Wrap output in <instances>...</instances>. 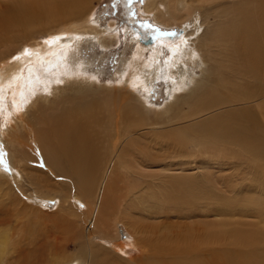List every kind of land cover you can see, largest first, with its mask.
Instances as JSON below:
<instances>
[{
  "label": "bare ground",
  "instance_id": "bare-ground-1",
  "mask_svg": "<svg viewBox=\"0 0 264 264\" xmlns=\"http://www.w3.org/2000/svg\"><path fill=\"white\" fill-rule=\"evenodd\" d=\"M91 1H24L18 10L0 19V47L12 41L13 32H34L40 27L55 29L64 25L68 29H63L61 34H54L56 39H50L47 45L46 42L41 45L36 41L38 38L32 36L30 50L23 55H30L31 49L37 52L46 50L44 48L52 43L64 47L68 40L73 41L78 37L75 34L88 38V35L92 38L103 37L104 31L89 20ZM193 2L147 0L144 4V14L154 15L167 27L181 23L184 29V35L180 38L171 39V35H161L153 41L150 39V43L157 44L151 48L149 66L144 71L148 76L141 74L130 80L131 85L135 84L133 88L141 87L147 92L146 98L152 92L151 79L172 82L176 89L170 87L174 91H170L168 101L155 111L148 110L151 109L149 105L138 97L133 98L131 92L127 91L132 88L130 84L121 88L119 94L109 93L107 99L91 94L92 91L99 93L103 89L94 85L98 81L79 76L86 73L87 67L77 64L80 58L71 56V52L63 51L53 61L43 65L36 63L33 68L30 60L40 55L34 51L31 52L32 57L18 60L6 71L1 64L0 160L4 154L16 182L21 186L24 174L31 180L44 176L45 172L59 175L66 184L69 181L70 186L80 192L81 196L77 198L89 206L87 232H96L92 231L95 227L101 231L105 220L108 219L109 223L113 218L120 217L147 248L142 258L125 261L121 256L127 254L132 245L121 242L119 235L111 234L118 239L109 247L94 249L81 245L80 253L64 262L60 256H55L48 262L40 260L24 264H264V256L257 257L258 247L254 245L264 237V129L255 125L261 120L264 110H257L255 119L252 113L246 114L243 109L235 110V107L247 103L243 88L235 80H224L226 76L222 73L226 63L225 52L227 57L235 56L245 71H249V65L255 60L263 64L264 0H236L231 6H223V11L214 9L212 20L219 27L216 33L213 31L214 34L210 32L212 28L200 27L205 23L204 15L201 24L197 17L191 20ZM219 20L228 22L221 24L223 21L220 23ZM206 33L212 34L209 40ZM101 42L104 45L112 43L105 38ZM192 42H197L196 48L192 45L191 50H195L188 54ZM163 45H168V48L164 49ZM138 47L141 55L150 48ZM204 49L208 51L207 56L203 53ZM162 57L165 61L160 64ZM4 58L0 59L4 61ZM188 58H198L197 61L203 62L200 66L201 75L195 77L193 73H186L185 76L184 72H179L182 82L176 83L178 78L173 77V74L178 73V65ZM128 64L130 62L122 64L125 67L122 69H127ZM25 68L28 78L36 77L37 83L24 79L20 73ZM124 73L119 74V82L124 80ZM15 79L30 84L27 88L10 90V81L14 87ZM67 92L75 97H65ZM11 96L18 101L14 108L10 107ZM150 113H154L162 122H151ZM178 126L180 129L175 130ZM142 131L150 133L141 138L129 139ZM186 161H198L201 168H213L221 174L212 173L206 178L204 176V179L166 174L156 179L144 170L148 167H163L169 171L173 167H182ZM253 171L257 172L253 184L241 187L236 183L237 176L243 174L249 178ZM124 173H129L136 183L130 181L131 187H125L127 193L119 196L118 191L114 200L113 193L121 182L118 175L124 178ZM222 189L232 194L240 205L257 209L262 227L249 231L244 226L252 225L247 223L206 221L211 217L249 216L248 212L222 202L218 196ZM158 190L165 193L158 194ZM46 193L40 191L32 197L40 204L49 198ZM68 193L69 190L66 191ZM252 193L258 197L248 195ZM67 198L71 199L69 196ZM183 218L192 221L198 219L197 224L203 227L191 226L192 221L184 224ZM156 219L159 222H149ZM175 219L184 222H173ZM8 233L7 230L0 231V264H11L6 262L12 242L6 235ZM156 236H160L158 244L154 241Z\"/></svg>",
  "mask_w": 264,
  "mask_h": 264
},
{
  "label": "rangeland",
  "instance_id": "rangeland-1",
  "mask_svg": "<svg viewBox=\"0 0 264 264\" xmlns=\"http://www.w3.org/2000/svg\"><path fill=\"white\" fill-rule=\"evenodd\" d=\"M24 1L29 0H0V19L3 18L6 14H10L11 12L18 10L24 4ZM146 1L147 0H143V2H141V0H92L89 20L95 25L97 24L98 27L104 31L105 35H103V37L101 36L99 38L98 36H96L92 38L91 35H88V38L84 35L75 34V36H78L76 37V39H73V41H75L73 42L72 40L66 39L68 41L63 45L64 47H60L59 45H56V43H52L44 48L46 50H42L41 52H37L36 49L35 51L34 49H31V51L29 52L30 55H23V53L26 52L27 54L28 50H30L32 36L38 38L36 41L40 42L41 45H43V43L45 42V44L47 45L52 39H56V35L54 34H61L63 33V29H68V27L64 25L61 27L57 26L54 27L55 29L52 28L53 30L49 29L50 27H43V29L42 27H40V29H36V31L34 32L32 30L25 32L23 30H19L18 32H13L14 36H12V41H8V44L2 45L1 47L3 49L0 47V58L5 57L3 59L5 62L0 59V66L1 64H3V70L6 71L7 68L10 67V65L17 63L18 60L23 61L24 58L32 57L33 54L31 52L34 51L36 53H39L40 55L38 58H35L33 56L34 60H30V64H32L33 68L36 63L39 65H43L42 63H48L50 62V60L53 61L58 54L60 55L63 51H67L66 53L71 52V56H79L80 63L76 61L77 64L87 67L86 73L79 76L92 78L93 80L98 81V83L94 85L99 89H103L99 91V93L92 91L90 92L91 94L106 99L110 97L109 93L119 94L118 91H120L121 88L127 87L130 84V80L132 79V77H140L141 74L146 75L144 71H146V68L149 66L148 62L150 61L152 55L151 48L157 44V42L150 43V39L152 37L155 39L156 37H162L161 35H163V37L171 35L170 38L172 39L175 37L180 38L182 35H184V29L182 26H180L181 23H174L175 25L167 27L156 20L154 15L148 16L144 14V4ZM192 2L193 16L191 20L197 17V19L199 18L201 24L203 22L202 19L205 17L208 21L205 19V23H202V26H200L199 24V26L202 28L205 26V28H212L210 32L213 33V31H215L214 33H216V29H218L219 27H216L214 20H212L214 19V15H212V12L217 8H219L218 12L223 11L225 7L231 6V4L233 5V3H236V0H192ZM222 21L223 20H219L220 23ZM227 22L223 21L221 24H226ZM65 31L67 32V30ZM22 32L23 34H21ZM29 32L32 33L29 34ZM34 33L38 34V36H35ZM211 33H206L207 40L210 39L209 37L212 35ZM9 34L11 35V33ZM104 38L105 40H111V45H104L101 42V40H103ZM22 40H24V43L22 42ZM14 41L16 42V44ZM9 42H11L10 45ZM166 42H169V40H167ZM193 42L189 50L187 49L188 54H191L195 50H191L192 45L197 44V42ZM139 45L143 48L150 47L148 49L150 52L145 49V51L141 55L138 47ZM4 46H6L5 49ZM17 46H20L21 48H18ZM163 46L164 49L168 48V45ZM66 47L68 48L66 49ZM16 48L19 50H17ZM223 48L225 49V47ZM1 50L3 52H1ZM7 50L9 51V53L7 52ZM76 51L78 53H76ZM203 53H205L207 56L208 51L204 49ZM188 54L186 56H189ZM168 55L169 53L167 54V56ZM140 56L141 58H137ZM82 59H84L85 63L84 61H82ZM224 59L226 60V63L222 68V73L226 76L224 77V80H235L236 82L240 83L241 87L243 88V93L245 94L244 100L247 101V103H243L242 106L235 107V110L243 109L245 110L244 113L246 114L252 113L251 115L255 119L254 115L255 113L257 114V110H264V61L263 64H258L257 61L259 60L253 61L249 65V71H245L244 68H241V66L238 64L235 56L231 55L227 57L225 52ZM197 60L198 58L186 59L183 63L184 65H188V67H184L183 63H180L178 65V73H176L175 75L173 74V77L178 78V81H176V83L182 82V79H179L182 72H184L183 75L185 76L186 73L187 75L193 73L195 77L201 75L200 66H202L203 62ZM134 61L137 62L136 65L133 64ZM162 61H165L163 57L160 60V64H162ZM196 61L197 63L195 65L194 63ZM125 62H130V64L127 65V69L123 70L125 68ZM25 67L27 68V65ZM26 68L21 70L22 72L20 74L24 76V79H28L30 83L31 81H35V83H37L36 77L28 78ZM140 69L144 70L141 72ZM34 71L35 70L33 69L32 72ZM123 72H125L124 80L127 82L123 80L121 81V83L119 82V74ZM18 74H16L15 76L17 77ZM147 76L148 75H146V77ZM170 77L172 79V76ZM20 78L22 79V77ZM20 78L18 80H20ZM28 81H22L20 84V88V82H18L16 79L14 87L13 83L10 81V90H12L11 88H27L30 84L28 83ZM150 84L152 85V92L147 98V92L141 87L133 88V85L135 84H130L129 86L132 88H128L127 91L129 90L131 92L133 98L138 97L147 105H149V108L151 109L148 110L155 111L164 106V104L169 99L170 91H174V89L176 88L174 87V85H172L171 81H165L159 78L151 79ZM36 85L38 87V84ZM170 87H174V89H170ZM72 95L73 94H69V92H67L64 96L67 98L70 97L69 99H71L75 97ZM10 102L12 104V106L10 107L14 108L18 101L13 99V96H11ZM149 118H151V122L153 123H155V121H159V123L162 122V120L156 118V115H154V113H150ZM255 125L259 129H264V114L262 115L261 120L255 123ZM179 129V126L175 127V130ZM148 133L150 132L142 131L129 139L131 140L141 138L144 135H148ZM262 139H264V137H262ZM1 156L3 159L0 160V178L5 177L6 179H0V231H9V233L6 235L12 239V242H10L8 248V255L6 258L7 263L10 262L11 264H24L29 262H37L40 260L48 262L55 256H60L62 259L61 261L64 262L66 259L74 257L76 254L80 253L81 245H87L92 248L94 247V249L100 246H111L112 244H114V241L118 239L112 235H119L121 242H127V244L132 245L129 247L127 254L121 256L123 260L132 261L134 259L143 257V254H145L144 251L147 250V248H145L144 245H142L141 242L138 241L137 238L130 232L129 227L127 228V224L124 223V221L120 217L117 219L113 218L114 222L113 220H111L108 223V219L105 220V225L102 228L103 230L105 228L104 232L103 230L100 231L99 227H95L93 230L91 229L92 231L96 230V232H87V210L89 209V206L84 200H82L81 198H77V196H81V194L79 191H76V188L70 186L69 181H67L68 184H66V181L62 180L59 175L49 172H45L44 176H38L35 180H31L28 175L24 174V180L20 186L16 182L14 173L12 172V168L9 166V163L4 157V154H2ZM198 161H186L182 167H173L172 170L169 171L164 169L163 167H148L144 168V170L147 174L156 177V179L162 178L161 175L166 174L184 176L188 179H204V176L206 178L212 173L221 174L213 168H201ZM256 173L257 172L254 171L253 173H250L249 178H245L244 175L241 174L236 177V183L241 187L249 186L254 183ZM118 177L119 181L121 182L118 186L119 188H117L115 190V193H113L112 199H114L118 191L119 196L120 194L127 193V190H125L127 188L125 187H127L128 185L131 187L130 181L136 183L135 179L131 177L129 173L123 175L124 178H122L121 174L118 175ZM63 182L66 185H63ZM55 183H58V185H55ZM37 186L39 187L37 188ZM39 190L41 192L43 191V193L47 192L46 194H49L50 199L47 198V201H43L40 204L37 203V201L35 202V199H33L32 196L40 192ZM67 190H69L68 194H66ZM157 193L163 194L165 192L163 190H158ZM110 194L108 195L109 197ZM248 195L252 197L254 196L255 198L258 197L257 194L253 193ZM68 196L69 199L71 198L70 200H68ZM218 196L222 202H226L234 206L238 210L248 212L249 216H221L218 218L211 217L206 221H219L221 224H231L235 222L247 223L252 225L244 226V228L249 231L262 227L261 218L258 217L257 209L240 205L234 200L232 194L227 193L225 189H222L219 192ZM102 206L103 204L100 206V208ZM101 210L102 208L100 209V212ZM138 217L142 219L140 216ZM139 218H137V220H139ZM181 220L182 219H175L172 221L179 222ZM183 220L182 222H184V224H188L190 221H192L185 220L184 218ZM196 220L198 219H195L191 222V226L195 228L203 227L202 225L197 224ZM152 221L154 223H157L159 222V219H156L155 221L149 220V222ZM106 226H108L107 229H110L109 232L107 231ZM154 238V241L156 240L155 244H158L160 236H156ZM130 240L133 243H131ZM254 245L258 247V249L256 250L257 257H260L261 255L264 256V237H261V240Z\"/></svg>",
  "mask_w": 264,
  "mask_h": 264
},
{
  "label": "water",
  "instance_id": "water-1",
  "mask_svg": "<svg viewBox=\"0 0 264 264\" xmlns=\"http://www.w3.org/2000/svg\"><path fill=\"white\" fill-rule=\"evenodd\" d=\"M149 37H150V36H149ZM153 39H154V38L152 37V38H151V41H153Z\"/></svg>",
  "mask_w": 264,
  "mask_h": 264
},
{
  "label": "snow or ice",
  "instance_id": "snow-or-ice-1",
  "mask_svg": "<svg viewBox=\"0 0 264 264\" xmlns=\"http://www.w3.org/2000/svg\"><path fill=\"white\" fill-rule=\"evenodd\" d=\"M141 2H143V0H141ZM27 51V50H26Z\"/></svg>",
  "mask_w": 264,
  "mask_h": 264
}]
</instances>
